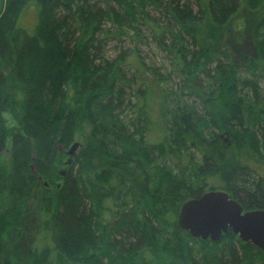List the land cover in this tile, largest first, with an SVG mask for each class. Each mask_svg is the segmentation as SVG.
I'll return each instance as SVG.
<instances>
[{
	"label": "trees",
	"instance_id": "obj_1",
	"mask_svg": "<svg viewBox=\"0 0 264 264\" xmlns=\"http://www.w3.org/2000/svg\"><path fill=\"white\" fill-rule=\"evenodd\" d=\"M262 61L264 0H0V264H264L176 222L210 190L264 209Z\"/></svg>",
	"mask_w": 264,
	"mask_h": 264
},
{
	"label": "water",
	"instance_id": "obj_2",
	"mask_svg": "<svg viewBox=\"0 0 264 264\" xmlns=\"http://www.w3.org/2000/svg\"><path fill=\"white\" fill-rule=\"evenodd\" d=\"M176 222L190 236L212 242H217L230 229L242 241L264 251V209L243 210L222 190H210L183 202Z\"/></svg>",
	"mask_w": 264,
	"mask_h": 264
},
{
	"label": "rangeland",
	"instance_id": "obj_3",
	"mask_svg": "<svg viewBox=\"0 0 264 264\" xmlns=\"http://www.w3.org/2000/svg\"><path fill=\"white\" fill-rule=\"evenodd\" d=\"M147 11L149 13V16L152 18L153 17L156 18V16H159V13L154 12L152 10V8H150V7L147 9ZM33 16H34L33 9L30 7H27L25 10V13L22 16V23L24 25H31L32 21L34 20ZM243 18H244L243 16L239 17V19H238L239 22L234 23V28L239 27V29H237V30L233 29L232 32H234V35L229 36V38H230V40H231V38H234V43L232 42L233 43L232 47L234 49L235 57L239 58V59L242 58L241 59L242 61H246V59L253 56V54H252L251 45L249 43V40L246 39L247 37H246V32H245V21ZM140 29L142 31L141 34L143 33V35H144V37H143L144 41L138 43L135 47L139 51L141 58L144 60L145 63H148V64L154 63L156 65H159V64L163 63V65L165 66V69L168 70L170 67L169 60L167 59L165 54L161 53L156 48L155 42H153V40L150 37L151 32H149V28L147 27V25H141ZM145 36H147V37H145ZM236 37H238V38H236ZM108 46L111 49H112V47H116L117 52L120 53L121 51L128 52L129 50H131L134 47V44H132L128 38L124 37L121 39V42H117V41L114 42V40L110 41ZM106 48H105V51H106ZM109 51H110V49H109ZM258 68L261 72L264 73V61H262L261 63L258 64ZM174 77L176 78L175 81H178L179 77L173 75L172 80H174ZM3 116H4L5 120L7 121L8 126L13 124V121L7 112H4ZM79 147H80V139L77 138L75 141V144L70 146L69 149L67 150V154L72 155L73 153H76L78 151Z\"/></svg>",
	"mask_w": 264,
	"mask_h": 264
}]
</instances>
